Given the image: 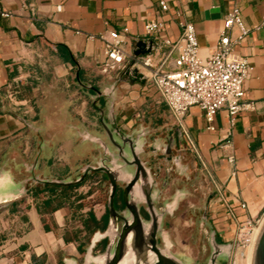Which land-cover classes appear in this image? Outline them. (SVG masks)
<instances>
[{"label": "crops", "instance_id": "1", "mask_svg": "<svg viewBox=\"0 0 264 264\" xmlns=\"http://www.w3.org/2000/svg\"><path fill=\"white\" fill-rule=\"evenodd\" d=\"M161 1L169 5L168 12L161 9ZM234 8L240 9L242 21L249 29L246 40L234 47L233 57L249 61L245 90L246 99L254 104L253 111L241 113L231 126L228 112L221 110L215 116L214 130H210L200 108L192 107L179 124L160 102L156 91L121 80L118 71L106 86L111 90L101 110L98 109L96 120L97 125L103 119L111 130L117 127L139 139L137 143L143 148L169 143L190 154L201 174L213 185V217L224 241L231 239L236 227L247 220L261 224L264 219V29L259 26L264 20V0H0V200L12 203L23 198L20 179L16 178L9 160L18 156L23 159V155L37 148L50 154L39 168H46L53 175L55 168H61L51 164L57 156L68 154L78 162L86 161L88 153L98 150L91 138H104L101 130L88 128L87 118L82 114L76 118L62 109L55 111L65 112L64 119L52 116L54 92L42 101L43 108L34 113L33 123L26 116L28 111H16L14 106L26 103L14 91L22 79L26 57L37 50L52 51L63 58V66L76 64L79 72L100 75L102 83H107L109 72L122 67L105 65L104 43L91 40L90 36H108L112 31L127 28V51L133 53L135 44L141 40H152L155 51L144 58L155 62L162 51H167L161 40L176 42L180 38L176 13L182 12L194 24L200 56L207 59L217 50L225 31V18ZM3 13L10 17H3ZM153 21H162L165 30L158 35H146L145 26ZM228 35L232 39L238 37L239 28L234 26ZM230 157H234V164L230 163ZM76 164H69V169L64 165V173L78 167ZM242 204L247 208L242 209ZM65 208L46 216L50 230L45 229L38 208L27 213L28 229L15 241L0 242V264H67L70 260L81 264V249L86 247L82 233L92 234L95 229H85L86 218L79 230L81 236L71 231L60 235L62 222L56 215ZM61 249L71 253H63Z\"/></svg>", "mask_w": 264, "mask_h": 264}, {"label": "flooded vegetation", "instance_id": "2", "mask_svg": "<svg viewBox=\"0 0 264 264\" xmlns=\"http://www.w3.org/2000/svg\"><path fill=\"white\" fill-rule=\"evenodd\" d=\"M88 88L96 97L94 104L103 103L111 90L109 87L102 91L94 86ZM99 124L104 138H91L97 143V153H88L89 163L68 170L64 178L49 174L46 168H39L43 160L50 157L46 152L37 151L35 162L29 169L26 167L28 163L20 157L8 161L12 162L16 175L30 173L20 179L21 188L27 192L23 198L30 193L31 185L70 188L82 185L90 176H103L109 186L106 214L92 232L88 245L81 249V264H223L230 249L216 226L209 223L208 203L215 198L211 188L205 205L196 198V191L184 195L176 185L170 198L163 192L154 196L159 185L168 189L175 174L187 181L198 178L195 160H188L185 167L182 162L188 154L182 150V153L178 152L173 145L157 144L147 150V146L138 145L139 139L117 127L111 130L103 119H99ZM160 151L168 164L165 178H162L161 167L153 171L152 164L147 165L141 158L147 153L156 159ZM186 199L191 201L188 209L183 210ZM158 201L163 202L161 208L156 207ZM1 202L4 201L0 200V208L11 204ZM142 203L145 206L140 208ZM196 208L201 212H195ZM165 219L171 224L170 231L164 229ZM179 222L184 223V229ZM176 235L181 242L177 241ZM67 264L74 262L70 260Z\"/></svg>", "mask_w": 264, "mask_h": 264}, {"label": "rangeland", "instance_id": "3", "mask_svg": "<svg viewBox=\"0 0 264 264\" xmlns=\"http://www.w3.org/2000/svg\"><path fill=\"white\" fill-rule=\"evenodd\" d=\"M63 58L59 56V54H54L52 51L43 52L41 50L34 51L30 56L25 58V66L22 74V79L15 86V90L17 91L18 96L25 99V105L14 106L16 111L25 112L26 116L31 119L29 122H32V118L35 116L34 113H37V110L42 109V101L50 96V92L55 93L56 99H53V104L50 106V109H54L51 112V115L59 117L60 119H64L65 112L57 111L62 109H67L70 112L71 116L79 118V114L87 118L88 128L100 130V124L98 119V108L103 107L102 102H97L94 104V99L96 98L94 93L90 91L89 86H94L99 90H103L106 86H108V82L113 81L115 78V74L118 73L119 69H116L114 72L110 71V78L105 80L107 83H102V76L96 74H88L85 72H81L80 70V80L77 79V72L79 67L76 64H66V66L62 65ZM87 85V87H85ZM18 109V110H17ZM57 110V111H55ZM67 112V114H68ZM59 114V115H57ZM55 118V117H54ZM59 120V119H58ZM31 130V128H28ZM31 138V137H30ZM37 145V144H36ZM178 152H181L180 146H174ZM37 148L35 151H32L28 155H23V159L26 161L28 169L32 167L35 162V158L37 157ZM147 150H151V146L147 145ZM188 154V153H186ZM150 155L143 154L141 158L147 165L152 164L150 167L151 170H155L161 167L162 178L167 176L165 169L168 164L165 163L163 159L165 155L161 153V151L156 155V159L149 157ZM20 156H18L19 159ZM186 157H189L186 158ZM183 160V166L187 167L188 160H190V154H188ZM56 160V161H55ZM51 162L61 166V168H55L56 177L64 178V165L69 169V164L75 165V162L78 163L76 165L80 166L81 164L89 163V159L82 162H78L74 158L70 157L68 154L64 156H57L56 159ZM15 164V163H14ZM196 169H198L199 177L187 181L182 180L180 175L175 174L168 187V189L164 188L162 185H159L155 190L154 196H157L158 193L163 192L167 197L170 198V194L172 190L176 189V186L181 188V192L186 195L196 191V198L203 205L207 204L209 201V188H213L208 180L201 174L200 168L196 163ZM21 171V169L19 170ZM22 172V171H21ZM29 175V172H24L21 174H17L16 178L21 179L22 177ZM176 185V186H175ZM74 189H69L65 187H55L56 191L59 193L65 190L66 194L70 195V198L66 201L64 207H66L61 212L57 213V217L61 220L62 226L59 227V234L63 235L65 232H78L81 236V232L83 227V221L86 218H90L93 216L98 221V218H103L106 214L105 206L109 199V186L107 182L104 180L103 176L97 174L95 176H90L88 180H86L80 187L74 186ZM31 190L28 195H26L22 200L16 201L14 203L9 204L8 206H3L0 208V242L1 241H15L16 238H19L29 227L27 220V213L35 212L36 209L42 205L43 200L49 197V192H42L43 190L51 187L44 186H30ZM73 188V187H72ZM171 188V190H170ZM42 192L39 193L37 197L33 196V192ZM184 194V195H185ZM160 194H158L159 196ZM191 199L184 200L186 204V208L188 209V204ZM215 202L211 200L208 203V214H209V223L211 226H216L215 218L213 217L212 208ZM140 208L145 206V203L139 205ZM163 206V202L158 201L156 203L157 208H161ZM48 210L53 213V207H48ZM194 210H197L194 209ZM158 212H161L158 210ZM194 211H190V213ZM195 212H201L197 210ZM183 212H180L181 214ZM99 222V221H98ZM179 222V225L182 229H184V223ZM257 224L253 222V226H243L242 223L236 227L235 235L226 241L229 246V256L227 260L223 264H249L250 258V246L252 245L253 236L256 233ZM164 229H168L170 231L171 224L169 220L165 219ZM91 233L88 232L86 235L82 233V240L85 246L88 245L89 239L91 237ZM177 236V235H176ZM178 242H181L179 236L176 237ZM187 252H190L186 249ZM61 252H66V254H70L71 251L60 250ZM62 253V254H63ZM97 252H95L96 254Z\"/></svg>", "mask_w": 264, "mask_h": 264}, {"label": "built area", "instance_id": "4", "mask_svg": "<svg viewBox=\"0 0 264 264\" xmlns=\"http://www.w3.org/2000/svg\"><path fill=\"white\" fill-rule=\"evenodd\" d=\"M160 6L164 12L170 9L165 1H161ZM2 16L10 17V14L3 13ZM176 16L181 29L180 38L176 42L161 40V46L167 48V51H162L155 62L145 59V56L135 58L133 53L127 51V28L121 32L112 31L108 36L92 35L89 38L104 43L105 65L116 64L125 69L134 63L147 77L145 87L157 92L160 102L168 107L179 124H182L192 107H198L210 130H214L215 116L221 110L228 112L233 126L241 113L254 110V104L246 99L245 90L250 72L249 61L233 57L234 47L245 41L249 34L240 9L234 8L226 16L225 31L221 34L217 50L207 59L200 56L194 24L187 21L182 12H177ZM234 26L239 28L240 35L232 39L228 30ZM259 27L264 29V20ZM164 30L162 21L149 22L145 26L146 35H158ZM229 161L234 164V157H230ZM241 207L246 209L247 205L242 204ZM242 225L253 226V222L247 220Z\"/></svg>", "mask_w": 264, "mask_h": 264}, {"label": "water", "instance_id": "5", "mask_svg": "<svg viewBox=\"0 0 264 264\" xmlns=\"http://www.w3.org/2000/svg\"><path fill=\"white\" fill-rule=\"evenodd\" d=\"M155 51V43L152 40H141L134 46L133 55L135 58L144 57L153 54ZM80 69V68H79ZM120 79L130 84H139L145 86L147 77L139 70L134 63H131L125 69H119ZM77 72V79L81 82ZM21 193L25 195L27 192L21 188ZM143 264V263H140ZM249 264H264V221L259 227L252 242Z\"/></svg>", "mask_w": 264, "mask_h": 264}, {"label": "trees", "instance_id": "6", "mask_svg": "<svg viewBox=\"0 0 264 264\" xmlns=\"http://www.w3.org/2000/svg\"><path fill=\"white\" fill-rule=\"evenodd\" d=\"M76 186V187H80ZM75 187H70L69 189H74ZM49 192V197L46 198L45 200H43L42 205L38 207V211L40 213V215L43 217V222L45 223V229L46 230H50L49 226L47 225V215L51 213V211L48 210V207H53V211H56L58 209H61L64 207L66 201L70 198V195L66 194L65 190L61 191V192H57L55 187H51V188H47L45 190H43L42 192ZM42 192H33V196L37 197L39 195V193ZM99 222L96 220V218H94L93 216H90V218H88L85 222V229L88 231H92L93 228H97L98 227Z\"/></svg>", "mask_w": 264, "mask_h": 264}, {"label": "bare ground", "instance_id": "7", "mask_svg": "<svg viewBox=\"0 0 264 264\" xmlns=\"http://www.w3.org/2000/svg\"><path fill=\"white\" fill-rule=\"evenodd\" d=\"M263 221H264V219H263ZM263 221H262V222H263ZM261 224H262V223H261ZM261 224H260V226H261ZM260 226H259V227H260ZM259 227H258V229H259ZM255 231H256V233H257V229H256ZM256 233H255V234H256ZM254 237H255V235L253 236V238H254ZM252 242H253V241H252ZM251 246H252V245H251ZM251 246H250V249H249L250 251H251Z\"/></svg>", "mask_w": 264, "mask_h": 264}]
</instances>
